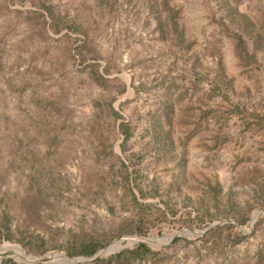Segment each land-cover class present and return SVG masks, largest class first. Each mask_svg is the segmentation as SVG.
Wrapping results in <instances>:
<instances>
[{
	"label": "rangeland",
	"instance_id": "rangeland-1",
	"mask_svg": "<svg viewBox=\"0 0 264 264\" xmlns=\"http://www.w3.org/2000/svg\"><path fill=\"white\" fill-rule=\"evenodd\" d=\"M260 212L264 0H0V248L32 258L15 261L151 238L141 264H264Z\"/></svg>",
	"mask_w": 264,
	"mask_h": 264
},
{
	"label": "trees",
	"instance_id": "trees-1",
	"mask_svg": "<svg viewBox=\"0 0 264 264\" xmlns=\"http://www.w3.org/2000/svg\"><path fill=\"white\" fill-rule=\"evenodd\" d=\"M37 7L44 8L48 15L51 18V27L55 29V26L58 27L60 22V17L57 15L54 8L40 3H34ZM56 30V29H55ZM244 40L241 36L237 39L236 49L241 56H247L246 48L244 47ZM129 181V176H127V182ZM240 223H246L245 221H240ZM229 226L234 227L233 224ZM245 237L244 232L237 233L233 238L235 241L240 242ZM102 246L94 241H87L80 244L79 247H76L72 251H69L71 256H88L91 257L96 254ZM160 252L153 249L146 242H139L133 247L124 248L118 252L112 253L108 256L97 258L90 262H80L72 264H141L149 261H153ZM1 264H23L15 261L11 258H5ZM43 264V263H39ZM52 264V263H47Z\"/></svg>",
	"mask_w": 264,
	"mask_h": 264
},
{
	"label": "water",
	"instance_id": "water-1",
	"mask_svg": "<svg viewBox=\"0 0 264 264\" xmlns=\"http://www.w3.org/2000/svg\"><path fill=\"white\" fill-rule=\"evenodd\" d=\"M262 214H264V212H260V213H258L257 216L253 219V223L256 221L257 217H258L259 215H262ZM225 222H232V220H226V221H222V222H216V223H213V224L209 225L204 231L199 232V233L203 234V233H206V232H208V231H211V230H213L214 228L218 227L219 225H221V224H223V223H225ZM196 233H198V232H196ZM140 240L143 241V242H146V243H149V242L152 241L151 238H140ZM115 243H116V242H115ZM115 243H114V244H115ZM114 244L109 245V246H107V247H105V248L99 250L96 254H94V255L91 256V257H88V256L73 257V256H70V255L67 254L69 260H67V261H65V262H67V263H71V264H72V263H80V262H90V261H93V260H95V259H97V258H102V257H105V256L108 255V254L115 253V252H118V251L122 250V249H111V247H112ZM32 257H33V256H32ZM5 258L16 259V258L11 257V256H4V257L1 259L0 264H1V262L3 261V259H5ZM33 260H35V264L38 263V262H43V263H51V262H55L54 260H51V259L49 258L48 254H47V255L40 256V257H33Z\"/></svg>",
	"mask_w": 264,
	"mask_h": 264
},
{
	"label": "bare ground",
	"instance_id": "bare-ground-1",
	"mask_svg": "<svg viewBox=\"0 0 264 264\" xmlns=\"http://www.w3.org/2000/svg\"><path fill=\"white\" fill-rule=\"evenodd\" d=\"M161 240H165V239H161ZM157 241L162 242L160 240H157ZM116 243H115L116 245L112 246L111 249L117 248L119 246V243L118 242H116ZM9 255L14 256L17 259L24 260V261H29L30 259H32L31 257H28L26 254L21 252V250L17 246H14V245L2 246L0 248V261H1L2 257L9 256ZM48 256L51 260H54V261H67V260H69L68 255L64 252H58V251L52 252V253H49ZM32 263L35 264V261H33Z\"/></svg>",
	"mask_w": 264,
	"mask_h": 264
}]
</instances>
